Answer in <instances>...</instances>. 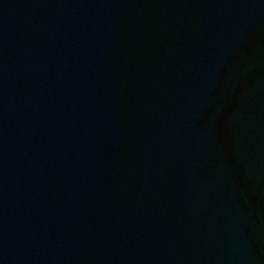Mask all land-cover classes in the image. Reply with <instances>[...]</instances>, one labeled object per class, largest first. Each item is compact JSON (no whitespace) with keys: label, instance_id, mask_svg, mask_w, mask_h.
Listing matches in <instances>:
<instances>
[{"label":"water","instance_id":"water-1","mask_svg":"<svg viewBox=\"0 0 264 264\" xmlns=\"http://www.w3.org/2000/svg\"><path fill=\"white\" fill-rule=\"evenodd\" d=\"M0 264H264V0H0Z\"/></svg>","mask_w":264,"mask_h":264}]
</instances>
